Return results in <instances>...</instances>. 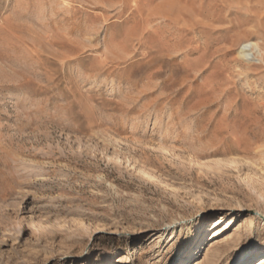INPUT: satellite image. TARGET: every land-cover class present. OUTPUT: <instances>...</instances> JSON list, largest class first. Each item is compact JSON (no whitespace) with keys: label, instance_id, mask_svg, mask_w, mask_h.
Masks as SVG:
<instances>
[{"label":"rangeland","instance_id":"374dc122","mask_svg":"<svg viewBox=\"0 0 264 264\" xmlns=\"http://www.w3.org/2000/svg\"><path fill=\"white\" fill-rule=\"evenodd\" d=\"M0 264H264V0H0Z\"/></svg>","mask_w":264,"mask_h":264},{"label":"bare ground","instance_id":"6f19581e","mask_svg":"<svg viewBox=\"0 0 264 264\" xmlns=\"http://www.w3.org/2000/svg\"><path fill=\"white\" fill-rule=\"evenodd\" d=\"M248 45H249V44H247V45H243V46L241 47V50H240L241 53H244V52H245V50H246V48L248 47ZM220 223H221V220H216V221H214L212 228H215V227L218 226ZM228 225H232V223H228ZM184 231H185V228H181V229H180V232L184 233ZM237 258H238V256L235 257L234 261H236ZM233 263H234V262H233Z\"/></svg>","mask_w":264,"mask_h":264}]
</instances>
